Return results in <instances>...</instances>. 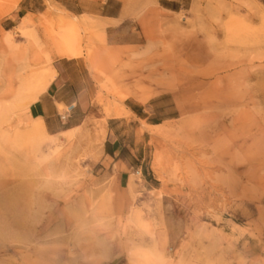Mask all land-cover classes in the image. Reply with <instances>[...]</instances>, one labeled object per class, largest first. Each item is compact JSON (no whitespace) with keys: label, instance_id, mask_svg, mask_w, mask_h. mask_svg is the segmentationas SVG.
Instances as JSON below:
<instances>
[{"label":"rangeland","instance_id":"1","mask_svg":"<svg viewBox=\"0 0 264 264\" xmlns=\"http://www.w3.org/2000/svg\"><path fill=\"white\" fill-rule=\"evenodd\" d=\"M0 264H264V0H0Z\"/></svg>","mask_w":264,"mask_h":264},{"label":"crops","instance_id":"2","mask_svg":"<svg viewBox=\"0 0 264 264\" xmlns=\"http://www.w3.org/2000/svg\"><path fill=\"white\" fill-rule=\"evenodd\" d=\"M83 15L91 14L84 13L79 15V17ZM99 17L102 20H106V22L108 20L118 19V17L112 16ZM76 59L79 58L68 59L69 61L60 62L57 65V76L55 80L40 96L39 100L30 107V114L32 117L42 118L46 124L47 130L50 131L52 135H59L66 132L68 129L62 126L67 121H74L69 119L71 115H68L66 120H62L59 106L62 105L71 109L72 113L76 112L78 108L83 109L82 104L86 99L85 95L88 93V90L86 86V76L84 75L85 70ZM74 93H76L77 96H72ZM132 112L136 114L134 110H132Z\"/></svg>","mask_w":264,"mask_h":264},{"label":"bare ground","instance_id":"3","mask_svg":"<svg viewBox=\"0 0 264 264\" xmlns=\"http://www.w3.org/2000/svg\"><path fill=\"white\" fill-rule=\"evenodd\" d=\"M64 51H65V54H63V55H66L67 57H69L71 59H72V57H76L77 58V56H79V54H80V53H78V51L77 52H73V50H71L67 46H65V50Z\"/></svg>","mask_w":264,"mask_h":264},{"label":"built area","instance_id":"4","mask_svg":"<svg viewBox=\"0 0 264 264\" xmlns=\"http://www.w3.org/2000/svg\"><path fill=\"white\" fill-rule=\"evenodd\" d=\"M67 117H68L67 115H64V116H61V119L66 120Z\"/></svg>","mask_w":264,"mask_h":264}]
</instances>
